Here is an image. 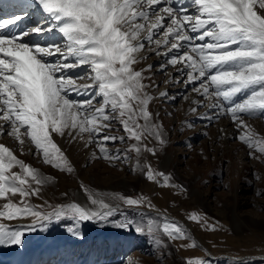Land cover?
<instances>
[{
    "label": "rangeland",
    "instance_id": "374dc122",
    "mask_svg": "<svg viewBox=\"0 0 264 264\" xmlns=\"http://www.w3.org/2000/svg\"><path fill=\"white\" fill-rule=\"evenodd\" d=\"M195 12L189 14L196 15ZM164 26L158 32L154 31V39L162 37L167 24ZM199 34L189 33L192 37ZM58 41L61 42L57 45L64 44V40ZM143 42L145 48L139 55L145 58L133 67L144 70L143 83L149 86L146 91L153 97L149 111L153 122L160 125L161 138L166 143L160 145L154 136L146 135L142 143L155 149V154L142 151L139 156L141 168L133 170L137 159L134 151L128 153L130 159L123 156L120 159L105 158L100 151L103 146L112 156L117 149L124 150L136 143L127 139L117 120L107 122L109 127L98 133H79L78 129L65 130L63 136L53 133V141L72 168L69 172L67 168L57 169L45 163L30 138L24 136L21 145L8 134L9 130L4 131L0 134V144L13 149L18 159L51 180L40 186L38 196L22 198L16 193L13 199L11 195L14 194L9 193L0 197V211L9 201L23 207L22 199L35 206V210L44 212L73 203L92 211L91 199L103 198L112 207L113 214L103 221L82 222L68 213L46 223L37 222L32 216L12 219L0 216V223L10 229L35 225L32 230L20 229L25 232L20 245L0 244L1 256L10 258L17 247L24 245L30 252L25 264H35L38 260L39 264H66L68 256V263L73 264H186L189 259L210 264H264V153L259 151L264 146V116L242 114L247 128H238L230 114L218 115L219 109L209 107L219 102L226 109L228 102L215 96H204L202 90L194 91L207 76L188 82L187 61L176 65L168 63L174 55L178 57L185 51L195 55L190 47L181 48L179 53L176 50L167 52L171 39L169 45H161L158 49L154 44L149 45L146 39ZM208 42H211L210 38ZM149 48L155 51H149ZM65 62L75 63L74 60ZM215 71L210 70L209 74H215ZM88 72L87 66L81 74L68 70V75L78 85H85L91 80ZM74 74L79 76L74 78ZM90 82L92 84V80ZM213 91L214 88L209 89L210 93ZM84 94L72 91L67 96L83 102ZM248 94L249 90L238 94L233 103L242 101ZM93 103L96 107L101 106L102 98L97 97ZM206 114L214 119L204 117ZM224 129H227L226 133ZM24 131L21 129L22 133ZM245 132L260 143L249 147L237 139ZM106 135L123 136L125 142L104 140ZM6 137H10L9 142ZM149 167L156 175L155 180L146 176ZM11 172H21L20 166L14 165L6 174ZM165 175L170 177L167 184L164 183ZM30 184L36 187L31 180ZM78 192L85 199L79 198ZM120 196L141 199L142 203L127 205ZM193 215L199 219H191ZM122 223L129 226L120 227ZM164 223H175L185 235L171 239L163 232ZM135 227L143 228V233L135 231ZM149 227L153 229L151 232ZM124 233L127 239H119ZM115 235L119 237L114 240ZM127 246L133 249L125 250ZM73 251L77 255H71ZM212 254L218 259H212Z\"/></svg>",
    "mask_w": 264,
    "mask_h": 264
},
{
    "label": "snow or ice",
    "instance_id": "6c2138e0",
    "mask_svg": "<svg viewBox=\"0 0 264 264\" xmlns=\"http://www.w3.org/2000/svg\"><path fill=\"white\" fill-rule=\"evenodd\" d=\"M24 11L28 7L40 6L46 16V24L40 21L38 26L19 28L17 32L8 31V26L16 27L22 17L14 13V18L0 17V120L9 125L8 134L24 144L26 136L35 144L38 154L42 153L44 162L57 169L67 168V159L53 141L52 134L64 135L65 130H77L79 133H98L108 128L112 120L119 121L127 134V139L134 140L129 148L109 156L108 150L101 146L105 158L130 159L128 153L137 154L135 169L141 168L139 156L146 150L155 154V149L142 143L146 135L154 136L160 145L162 139L160 125L152 120L149 102L153 97L146 91L149 87L143 80L144 70L133 66L145 57L139 54L145 48L146 39L149 45L158 49L169 45L167 52L190 47L191 53L174 55L168 63L176 65L186 63L190 69L187 81L202 80L194 91L204 96H215L229 103L217 102L209 107L219 109L218 115L230 114L237 127L245 125L241 115L264 116V0H187L194 6L196 15L184 14L186 8L179 12L172 5L175 0H21ZM160 5V7H155ZM166 5V6H164ZM169 19L162 37L154 39V32L165 27L163 21ZM142 21V22H138ZM202 30V31H201ZM200 33L196 37L188 32ZM66 43L55 45L54 36ZM146 36H142L145 34ZM37 36L32 40L31 36ZM47 35L48 40L43 36ZM29 38L30 42H24ZM211 42L194 44L195 40ZM46 44L47 46H41ZM233 46H235L233 48ZM149 51L155 49L149 48ZM167 52L164 55H167ZM56 54H59L57 57ZM160 55L159 52L156 53ZM56 57L54 60L49 58ZM75 63H66V60ZM47 61V62H46ZM88 66L91 85H78L68 75V70ZM151 68V65L148 66ZM215 69V74H209ZM198 73V75H193ZM95 89L92 91V89ZM214 88L213 92H209ZM249 90V94L240 102L233 98ZM89 93L91 98L78 102L68 98V92ZM161 95H167L161 93ZM102 98L101 106L96 107L94 100ZM106 109L109 110L106 112ZM195 111V109H193ZM209 119H214L209 117ZM143 121L141 123L140 121ZM21 129H25L22 133ZM4 126L0 125V134ZM71 135V131H69ZM252 147L255 141L248 132L237 137ZM104 140L125 142V137L105 136ZM264 153V146L259 148ZM251 155V154H250ZM18 165L21 172L6 174ZM163 175V173H160ZM149 180L156 175L149 167L146 173ZM170 177L164 176V183ZM30 180L36 187H32ZM51 177L17 158L13 151L0 144V197L9 193H19L22 198L39 195L40 186L49 183ZM88 191V189H85ZM127 205H139L141 199L120 196ZM23 207L9 201L3 205L0 216L9 219L21 216H32L37 222H48L60 219L71 213L80 221L108 219L112 207L103 198H92L91 204L98 210L91 211L77 203L62 206L52 212L35 210V206L22 199ZM193 220L199 219L196 215ZM128 223L120 227L127 228ZM34 224L20 225L10 229L0 223V244L20 245L25 232L32 230ZM143 233L144 229L135 227ZM153 229L149 227L148 231ZM163 232L171 239L183 237L185 233L175 223H164ZM186 264H210L200 259H189Z\"/></svg>",
    "mask_w": 264,
    "mask_h": 264
},
{
    "label": "bare ground",
    "instance_id": "6f19581e",
    "mask_svg": "<svg viewBox=\"0 0 264 264\" xmlns=\"http://www.w3.org/2000/svg\"><path fill=\"white\" fill-rule=\"evenodd\" d=\"M10 2H12V3H14V2H17V1H21V0H9ZM38 5H36V6H34V8H36ZM164 6H166V5H164ZM174 8H176L177 10H178V12H179V10L182 8V7H184V8H186V11H185V13L184 14H189V13H193V10H194V6H191V5H188L187 4V0H175V2H174V4L172 5ZM155 7H160V5H158V6H155ZM258 11V10H257ZM26 12H28L27 10H26ZM196 13V12H195ZM194 14V13H193ZM190 15V14H189ZM2 15H0V17H1ZM41 16L42 17H44V16H46V14L45 13H43V11L41 12ZM194 16V15H193ZM35 21V19H34V17H24V18H22L20 21H17L16 22V27H13V26H11V25H9L8 26V31H11V32H17V29H19V27H21V26H24V27H26V26H31V25H28V24H30V23H33ZM43 22H45V23H47V21L46 20H44ZM40 23H41V21H40ZM170 23V20L169 19H165L164 21H163V24L165 25V24H169ZM23 24H25V25H23ZM37 24H35V26H36ZM23 28V27H22ZM166 30V29H165ZM155 30H153V32H154ZM189 33H191V31H189L188 32V35H189ZM144 36H146V33L145 34H143ZM45 37H48L47 35H44L43 36V38H45ZM31 39L32 40H35V39H37V36H35V35H33V36H31ZM58 40H61V39H58ZM58 40L56 41V43L58 42ZM30 42L29 41V38H24V42ZM195 42V44H201V43H208V38H206L204 41H194ZM64 43H66V39L64 40ZM41 46H47V45H43V44H41ZM54 46H56V45H54ZM59 56V54H56V56ZM54 57H51V58H49L50 60H52ZM69 60H71V59H69ZM47 62V61H46ZM67 63H69V62H67ZM71 63V62H70ZM176 67H178V66H176ZM87 68V66H80V67H77V68H73V69H70L69 70V72H72V73H76V74H81L85 69ZM75 78V77H74ZM177 78H179L178 76H177ZM91 81V80H90ZM90 81H88V82H86L87 84H85V85H89V84H91V82ZM84 96H85V94H84ZM192 101H193V98L191 99ZM210 114V113H209ZM209 114H206V116H204V117H210V115ZM202 117H203V115H202ZM2 121V120H1ZM0 121V122H1ZM2 122H4V121H2ZM4 131H7V130H9V125L8 124H6L5 122H4ZM224 127V126H223ZM224 131H225V133H226V131H227V129L225 130L224 129ZM11 137V136H10ZM10 137L7 139V137L5 138V139H7L6 141L7 142H9L10 141ZM15 138V137H14ZM16 140V139H15ZM11 142H13V139L11 140ZM10 149V148H9ZM10 150H12L13 151V149H10ZM17 151V150H16ZM13 153H14V151H13ZM167 159H169L170 157L169 156H167L166 157ZM124 185V184H123ZM16 195L17 194H14V195H11V197L13 198V199H15L16 198ZM13 196H15V197H13ZM9 197V196H8ZM78 197L79 198H82V199H85L84 197H83V194L81 193V192H78ZM11 199V198H10ZM12 199V200H13ZM105 203H106V201H105ZM90 208L92 209V211H96V210H98V206L97 205H95V206H93V205H91L90 206ZM119 237V235H115V237H114V240L116 239V238H118ZM103 238V236L100 238V239H102ZM119 239H127V236H126V234L124 233V234H122V235H120V237H119ZM118 239V240H119ZM72 243H75V241L74 242H72ZM133 249V247H129L128 248V246L126 247V249L125 250H129V249ZM27 248H25L24 247V245H21V246H19V247H17V249H16V251L14 252V254H12V256L9 258V257H4V256H1L0 255V264H25V262H26V260H27V255H29L30 254V252H28L27 250H26ZM44 253V252H43ZM72 254H75V255H77L74 251L71 253V255ZM70 255V256H71ZM259 256V255H258ZM69 257V256H68ZM68 257L66 258L67 259V263L66 264H73V262H70V263H68ZM214 255L212 254V259H218V258H216V257H214ZM263 257H264V255H263ZM259 260V259H258ZM35 264H39V260L38 261H36V263ZM75 264V263H74Z\"/></svg>",
    "mask_w": 264,
    "mask_h": 264
}]
</instances>
